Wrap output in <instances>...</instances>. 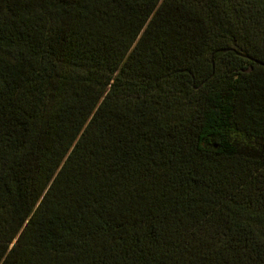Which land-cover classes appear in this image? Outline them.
<instances>
[{"label": "trees", "instance_id": "16d2710c", "mask_svg": "<svg viewBox=\"0 0 264 264\" xmlns=\"http://www.w3.org/2000/svg\"><path fill=\"white\" fill-rule=\"evenodd\" d=\"M264 0H0V264H264Z\"/></svg>", "mask_w": 264, "mask_h": 264}, {"label": "water", "instance_id": "95a60500", "mask_svg": "<svg viewBox=\"0 0 264 264\" xmlns=\"http://www.w3.org/2000/svg\"><path fill=\"white\" fill-rule=\"evenodd\" d=\"M264 65V64H263Z\"/></svg>", "mask_w": 264, "mask_h": 264}]
</instances>
